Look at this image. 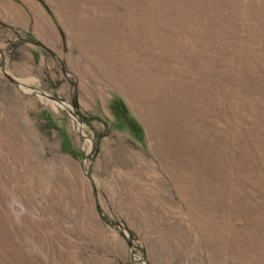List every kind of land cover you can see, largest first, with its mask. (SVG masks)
<instances>
[{
    "label": "rangeland",
    "instance_id": "obj_1",
    "mask_svg": "<svg viewBox=\"0 0 264 264\" xmlns=\"http://www.w3.org/2000/svg\"><path fill=\"white\" fill-rule=\"evenodd\" d=\"M0 264H264V0H0Z\"/></svg>",
    "mask_w": 264,
    "mask_h": 264
},
{
    "label": "trees",
    "instance_id": "obj_2",
    "mask_svg": "<svg viewBox=\"0 0 264 264\" xmlns=\"http://www.w3.org/2000/svg\"><path fill=\"white\" fill-rule=\"evenodd\" d=\"M116 103H118V102H116ZM74 104L76 105L75 102H74ZM131 122H132V121H131ZM132 123H133V122H132ZM134 125H135V126H134ZM136 126H138L137 123L133 124V126H132L133 128H132V129L135 130V127H136Z\"/></svg>",
    "mask_w": 264,
    "mask_h": 264
},
{
    "label": "water",
    "instance_id": "obj_3",
    "mask_svg": "<svg viewBox=\"0 0 264 264\" xmlns=\"http://www.w3.org/2000/svg\"><path fill=\"white\" fill-rule=\"evenodd\" d=\"M53 99H56V98H54V97H52Z\"/></svg>",
    "mask_w": 264,
    "mask_h": 264
}]
</instances>
